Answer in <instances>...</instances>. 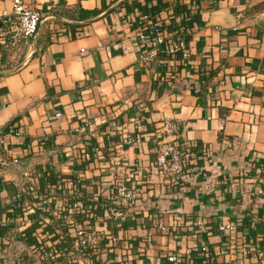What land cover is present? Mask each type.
<instances>
[{"label":"crops","instance_id":"crops-1","mask_svg":"<svg viewBox=\"0 0 264 264\" xmlns=\"http://www.w3.org/2000/svg\"><path fill=\"white\" fill-rule=\"evenodd\" d=\"M24 1L44 20L12 44L1 13L14 0H0V264H43L35 244L62 228L45 197L53 211L104 200L89 223L108 233L100 264H171L202 240L216 264H264V254L220 253L230 234L218 230L235 220L232 236L248 233L264 253V0ZM149 21L182 33L187 57L141 65ZM165 119L177 142L208 146L180 182L157 160L172 143ZM118 180L139 188L133 205L113 198Z\"/></svg>","mask_w":264,"mask_h":264},{"label":"built area","instance_id":"built-area-1","mask_svg":"<svg viewBox=\"0 0 264 264\" xmlns=\"http://www.w3.org/2000/svg\"><path fill=\"white\" fill-rule=\"evenodd\" d=\"M1 15L4 17L6 27L4 29V36L6 42L17 44L21 39H27L34 37L38 34L41 23L44 20L43 12L24 0H14L12 11L3 10ZM159 21H149L141 28L139 32L140 39V52L139 62L143 66L151 67L155 62H162L169 64L172 59L180 55L181 57H187L189 49L186 39L182 33H175L176 36L170 38V35L166 33L164 29H161ZM178 32V31H176ZM61 111H57V115H61ZM164 134L169 136L172 140L167 146L162 147L158 154V163L164 169L170 170L178 177L184 173V170L190 163L189 154L182 150V147L173 142V139L178 131V124L171 119H165L164 121ZM4 132V129L0 128V135ZM85 158L92 156V150L86 149L83 153ZM15 162L18 158L13 159ZM114 194L113 198L117 199L123 205H133L140 197V190L137 186L128 184L125 180L114 181ZM49 198H43L42 202L44 208L48 212H52L56 215V211H53ZM73 210L79 208L82 200L73 199ZM63 217V216H62ZM58 227L56 234L50 235L56 236V244L64 245L66 249L65 256L61 255L57 251L47 249L44 245V241L35 244V248L38 258L43 264H78L80 261L86 264H100L97 262L95 254L88 249L92 245L96 247L104 242L108 233L105 230H98L92 226L87 225H75L72 226L69 231L70 239L64 231V227L73 221L70 215L64 216L62 219L54 218ZM59 220V221H58ZM62 224V225H60ZM161 230H167L163 222H159ZM238 223L235 220L227 219L218 224V230L220 232H229V240L220 247V253L232 252L233 254H241L245 256L257 255L262 256L264 253L260 249L254 250L252 246L248 244V233L242 232L237 236L232 234L238 229ZM198 230L200 232H207L208 223L204 216L198 219ZM49 237V238H50ZM234 239V241H233ZM52 241L50 240L49 243ZM67 242V244H66ZM171 264H216L217 256L216 252L211 249L210 244L202 240L197 245L187 246L181 252L171 253L168 256ZM34 260V257L32 258ZM97 262V263H96ZM32 264V263H27Z\"/></svg>","mask_w":264,"mask_h":264},{"label":"trees","instance_id":"trees-1","mask_svg":"<svg viewBox=\"0 0 264 264\" xmlns=\"http://www.w3.org/2000/svg\"><path fill=\"white\" fill-rule=\"evenodd\" d=\"M180 27H184L182 24H180ZM161 29H163L162 25L160 27ZM185 29H182L181 32H184ZM208 82V79H206V81H204V84L201 86L203 87L205 85V83ZM175 141H178V138L174 139ZM176 141V142H177ZM175 142V143H176ZM176 144H178L179 146L182 147V150L186 153L189 154V157L192 158L195 155V151L197 150H201V151H205L207 150L208 146L207 145H202V146H197L194 144H183V143H179L177 142ZM186 145V146H185ZM86 149H83V151L81 150V152H85ZM91 158V157H90ZM182 173L179 177H178V181L183 177ZM180 182V181H179ZM76 199V198H75ZM80 200H82V203L80 204L79 208L76 209L75 211L73 210V201H67V203L65 204V207H63L60 210H57L56 215H52V212H48L53 218H58L60 220V218H62V216H66V215H70L71 219L73 221H70V223H68L65 227H64V231L67 235V238L70 239V231L69 229L72 226H75L77 224L79 225H87L91 222H93V218H95L97 216V212L99 210L102 209V205L104 204V200L102 198H92V197H87V198H80ZM60 213L62 214V216H60ZM49 239V241L51 240L52 242L49 243V241H47ZM44 241V245L47 249L50 250H54L57 251L58 253H60L61 255L65 256V252L66 249L63 248L64 245L60 244L57 245L56 244V239L57 237H50ZM67 244V242H66ZM90 252L92 251L95 254V249L93 248V246L91 245L90 248L88 249Z\"/></svg>","mask_w":264,"mask_h":264}]
</instances>
